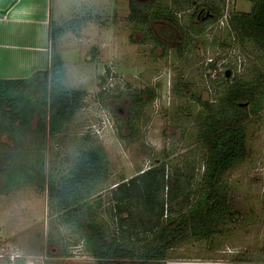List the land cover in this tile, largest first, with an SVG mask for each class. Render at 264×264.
I'll use <instances>...</instances> for the list:
<instances>
[{"label":"rangeland","instance_id":"1","mask_svg":"<svg viewBox=\"0 0 264 264\" xmlns=\"http://www.w3.org/2000/svg\"><path fill=\"white\" fill-rule=\"evenodd\" d=\"M169 2L149 3L141 23L129 21L128 0H52V24L63 26L54 42L62 83L81 97L54 132L48 124L36 135V115L25 132L0 131V264H97L81 226L86 215L109 237L121 234L140 248L139 238L118 232L110 188L162 161L169 172L186 173L198 197L202 102L217 103L236 79L264 72V55L253 42L237 40L227 22L230 13L249 12L253 0H223L216 18L178 12L174 26L151 16L155 5ZM245 133L246 157L222 177L232 217L206 238L185 236L158 264H264V94ZM90 148L100 153L102 170L94 184L77 189L70 218L49 179L72 175Z\"/></svg>","mask_w":264,"mask_h":264},{"label":"trees","instance_id":"2","mask_svg":"<svg viewBox=\"0 0 264 264\" xmlns=\"http://www.w3.org/2000/svg\"><path fill=\"white\" fill-rule=\"evenodd\" d=\"M222 1L170 0L168 9L155 5L151 16L171 26L177 24L178 12L190 9L194 18L201 19L197 17L201 10L216 18L221 15ZM137 2L128 0V19L145 23L147 14L143 8L158 0ZM227 22L237 40L253 42L264 55V0H253L249 12L230 13ZM62 32V25L51 23L49 69L36 71L27 78L0 79V131L16 136L29 129V120L36 115V135L45 134L48 124L47 130L54 132L78 107L81 92L63 85V61L54 49ZM37 93L39 98L35 99ZM263 94L264 72L253 79H236L215 99L217 103L202 102L206 115L200 122L199 139L205 149V162L198 197L188 175L177 170L169 172L163 161L110 188L111 211L118 232L133 234L142 245H128L121 234L109 237L104 228L89 221L86 215L81 226L88 230L89 250L97 264H158L185 236L206 238L232 217L234 211L227 201L222 177L247 155L245 121L256 113ZM137 99V95L133 96L134 101ZM244 102L248 107L241 104ZM101 170V155L90 148L82 151L72 175L60 183L49 179L50 191L61 208L69 209L70 218L75 211L72 205L78 200L77 189L94 184Z\"/></svg>","mask_w":264,"mask_h":264},{"label":"crops","instance_id":"3","mask_svg":"<svg viewBox=\"0 0 264 264\" xmlns=\"http://www.w3.org/2000/svg\"><path fill=\"white\" fill-rule=\"evenodd\" d=\"M51 4L52 0H0V79L27 78L49 69L50 26L55 22Z\"/></svg>","mask_w":264,"mask_h":264},{"label":"flooded vegetation","instance_id":"4","mask_svg":"<svg viewBox=\"0 0 264 264\" xmlns=\"http://www.w3.org/2000/svg\"><path fill=\"white\" fill-rule=\"evenodd\" d=\"M203 10H201L199 13H197V17H201L202 19L210 18L211 16L208 15V13L205 11V14L201 16Z\"/></svg>","mask_w":264,"mask_h":264},{"label":"water","instance_id":"5","mask_svg":"<svg viewBox=\"0 0 264 264\" xmlns=\"http://www.w3.org/2000/svg\"><path fill=\"white\" fill-rule=\"evenodd\" d=\"M225 75L228 77L230 75V71L226 70L225 71ZM241 104L244 105V106H247V102H244V103H241Z\"/></svg>","mask_w":264,"mask_h":264}]
</instances>
